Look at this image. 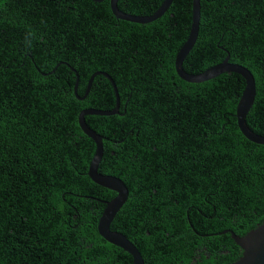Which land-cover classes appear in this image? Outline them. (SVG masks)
I'll return each mask as SVG.
<instances>
[{
    "label": "trees",
    "instance_id": "16d2710c",
    "mask_svg": "<svg viewBox=\"0 0 264 264\" xmlns=\"http://www.w3.org/2000/svg\"><path fill=\"white\" fill-rule=\"evenodd\" d=\"M199 1L198 35L182 67L198 74L229 56L248 69L255 97L245 122L264 137V0ZM162 2L117 6L144 16ZM191 14L192 0H172L142 25L117 20L109 0H0V264H132L97 232L116 194L87 176L96 147L77 122L84 109L115 107L102 73L116 86L118 113L84 119L102 137L98 172L128 190L110 230L144 264L240 257L222 232L243 236L264 221V145L237 127L241 76H177ZM94 73L78 99L76 79L80 98Z\"/></svg>",
    "mask_w": 264,
    "mask_h": 264
},
{
    "label": "water",
    "instance_id": "95a60500",
    "mask_svg": "<svg viewBox=\"0 0 264 264\" xmlns=\"http://www.w3.org/2000/svg\"><path fill=\"white\" fill-rule=\"evenodd\" d=\"M95 2H101L103 0H92ZM118 0H109V7L112 15L117 20H122L135 24H148L156 19L160 18L165 11L168 9L172 0H163L158 9L151 15H132L127 14L118 9L117 6ZM199 21H200V1L192 0V14H191V25L189 29V34L186 41L180 47L174 59V69L177 76L187 82V83H202L204 81L211 80L223 73H235L241 76L244 80L245 86L242 91V94L239 98V101L235 110V118L237 122V127L241 134L250 142L255 144L264 145V137L255 134L252 132L247 126L245 122V118L250 108L253 105L254 97H255V82L254 77L251 72L245 67L230 63L229 56H226L223 61L217 65H214L201 73L198 74H190L187 73L183 67V61L191 48L193 47L198 31H199ZM100 73H94L90 76L85 92L82 97H78L77 95V84L78 79H76L74 85V95L78 99H83L89 92L90 85L92 83L93 78ZM105 76V74L102 73ZM108 78V77H107ZM111 83L114 96H115V107L109 111H101L95 109H84L78 115V125L81 131L86 135L89 139H91L95 145L94 155L89 163L87 176L89 179L96 185L106 188L116 195L110 201L104 203L105 208L103 209L101 216L98 220L97 224V232L99 236L104 239L107 243L118 247L128 253L132 257V264H144L143 258L138 251V249L127 239L126 236L119 232L110 230V223L112 222L114 216L119 211V209L125 203L128 190L125 184L117 177L104 175L98 172V166L102 157V137L96 134L93 130H91L85 122V116L87 115H99V116H111L118 113L119 109V97L117 93L116 86L114 82L108 78ZM223 234L228 233L234 243L241 249L240 257L230 263V264H264V221L257 225L254 229L248 231L243 236H237L232 231H223Z\"/></svg>",
    "mask_w": 264,
    "mask_h": 264
},
{
    "label": "clouds",
    "instance_id": "9594fccd",
    "mask_svg": "<svg viewBox=\"0 0 264 264\" xmlns=\"http://www.w3.org/2000/svg\"><path fill=\"white\" fill-rule=\"evenodd\" d=\"M28 35L31 36L32 34L29 33ZM26 45H27L28 47H31V41H30V40H26Z\"/></svg>",
    "mask_w": 264,
    "mask_h": 264
},
{
    "label": "flooded vegetation",
    "instance_id": "af4514ba",
    "mask_svg": "<svg viewBox=\"0 0 264 264\" xmlns=\"http://www.w3.org/2000/svg\"><path fill=\"white\" fill-rule=\"evenodd\" d=\"M161 50H165V48H161ZM105 74V73H104ZM107 80H108V78H109V76L107 75V74H105V76H104ZM108 77V78H107ZM109 81V80H108Z\"/></svg>",
    "mask_w": 264,
    "mask_h": 264
}]
</instances>
